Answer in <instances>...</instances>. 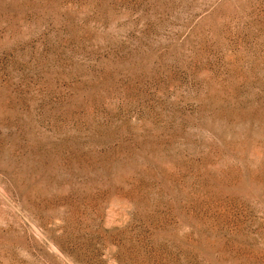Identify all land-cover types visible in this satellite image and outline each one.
<instances>
[{"label": "rangeland", "instance_id": "1", "mask_svg": "<svg viewBox=\"0 0 264 264\" xmlns=\"http://www.w3.org/2000/svg\"><path fill=\"white\" fill-rule=\"evenodd\" d=\"M0 264H264V0H0Z\"/></svg>", "mask_w": 264, "mask_h": 264}]
</instances>
